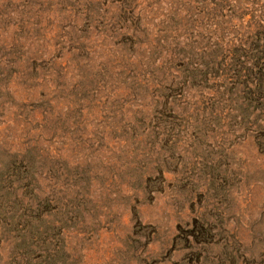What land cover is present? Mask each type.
Here are the masks:
<instances>
[{"label": "rangeland", "instance_id": "1", "mask_svg": "<svg viewBox=\"0 0 264 264\" xmlns=\"http://www.w3.org/2000/svg\"><path fill=\"white\" fill-rule=\"evenodd\" d=\"M0 264H264V0H0Z\"/></svg>", "mask_w": 264, "mask_h": 264}, {"label": "trees", "instance_id": "2", "mask_svg": "<svg viewBox=\"0 0 264 264\" xmlns=\"http://www.w3.org/2000/svg\"><path fill=\"white\" fill-rule=\"evenodd\" d=\"M174 102L175 101L165 102L163 104V108L161 109V112L159 113V117L156 118L158 119L157 123H154L153 125H150V126L149 125L146 126L147 129L151 130V132L153 131L161 132L162 126L166 122V119L168 118L170 114L169 112L173 110ZM154 169H156L157 172H160V173L163 172V169L160 165H156Z\"/></svg>", "mask_w": 264, "mask_h": 264}]
</instances>
